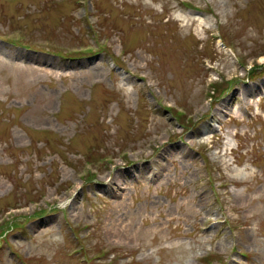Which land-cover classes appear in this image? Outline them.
I'll return each mask as SVG.
<instances>
[{
  "label": "rangeland",
  "instance_id": "rangeland-1",
  "mask_svg": "<svg viewBox=\"0 0 264 264\" xmlns=\"http://www.w3.org/2000/svg\"><path fill=\"white\" fill-rule=\"evenodd\" d=\"M0 264H264V0H0Z\"/></svg>",
  "mask_w": 264,
  "mask_h": 264
}]
</instances>
